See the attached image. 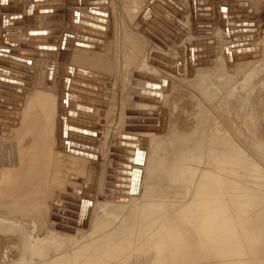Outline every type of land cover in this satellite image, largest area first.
I'll use <instances>...</instances> for the list:
<instances>
[{
    "label": "bare ground",
    "instance_id": "bare-ground-1",
    "mask_svg": "<svg viewBox=\"0 0 264 264\" xmlns=\"http://www.w3.org/2000/svg\"><path fill=\"white\" fill-rule=\"evenodd\" d=\"M205 1L208 2L207 5L201 4ZM220 1L223 6L226 2L228 5L225 7H229L230 0ZM7 2L10 3L9 6L3 4ZM120 2H122L124 9H118L116 13L106 15L108 13H90L89 10L82 11V9L80 11L71 7L69 0H23L22 8L21 5H18L17 0H0L4 13L15 14L17 12L19 14L20 10L21 12L24 11L26 24L29 26L26 32L15 35L14 32L11 33L10 31L8 32L13 35L9 33L5 35V31L0 32V90L3 89L0 91V119L5 120L6 118L2 116L6 114L14 116L13 119H8V121H12V124L2 123L3 126L0 127V215L6 214L19 220L21 217H28L33 220L35 231L44 230L45 233H47L45 229H52L48 224V219L54 215L59 220V225L56 227L57 231H53L55 238H57L56 235L60 236L65 233L66 237H69L66 238L67 241H79L80 237L82 238L78 247H74L76 251L72 255L68 248L60 245L57 256L51 258L48 250L52 248L50 242L53 240L49 239L53 238L45 236L43 239H31L26 236V232L20 224L6 226L4 223H0V233L10 232L19 234L21 238H24L26 252L32 251L36 246L34 240L38 242L39 253L43 254L41 264H63L60 257L67 250L71 255L72 264H161L160 262L166 264L167 261L168 264L169 262L171 264H187L184 255H188L190 246L189 244L185 245L187 238L178 235L181 231L178 228V220L181 221L184 217L181 215L184 208L179 202V196L182 190L189 191L196 185L195 130L190 137H186L187 130H179V119L177 118L179 116L177 115L174 120H169V113L167 112L168 92L171 89V81H189L188 78L192 75L195 76L202 71L212 70L211 66L208 68L205 66L196 67V63L200 59L197 60L196 57H200V54L203 55L199 49L204 48L197 44L205 45L203 44L205 41L196 43L192 31L199 25L200 29H210L203 27L206 25L219 27L222 20L223 25L225 24V27L228 28L227 21L229 19H241H238L239 16L233 15H230L229 19L223 15V17L219 15V19L216 18L213 0H171V2L167 0L166 2L174 12L163 5L160 0H157L156 3L155 0H151L150 4L145 0H121ZM205 6L211 9L209 12H205L209 16L203 15L202 9ZM232 6L235 7L234 4ZM80 13L92 18H102L105 23L90 19L82 20L83 22L94 23V25L97 24L95 26H100L104 31L79 24L77 16ZM1 14L0 21L3 23L4 18ZM101 14L105 17H102ZM154 15L158 18L154 19L157 24L160 25L161 21H165L173 28L174 31L168 30L169 34H172L171 37L161 32L158 33L163 38L157 37L147 29V26L150 25L149 19ZM16 16L18 17V15ZM57 20L59 21L54 22ZM62 22L64 23L63 26ZM238 23L241 22H229L228 25L236 24L232 27H241L237 25ZM48 24L57 27L46 28L47 30L45 28L44 30L40 29L43 25ZM60 27L68 37H72L70 44L77 41L75 37L80 35L79 38L82 40L84 35H87L79 31L82 29H86V31L90 29L92 33L103 35V38L96 36L92 39L87 38V36L92 37L91 35L84 37L100 49H86V47L77 46L79 52L82 53V58H77L76 64L78 65L61 62L62 49L58 45L62 42L60 44L56 42L60 37ZM16 28L21 27L19 25ZM204 33L207 35L208 32L204 31ZM205 35L204 37L208 38L210 36ZM67 36L64 38L65 41H67ZM94 38L99 40L96 41ZM224 39V36L220 35L218 41H224ZM162 41L166 42L164 46L161 45ZM125 44L132 46L138 61H140L141 55L147 56L139 63L135 59H126V62H123ZM208 47L212 49L209 54L214 55L215 51L222 54L223 46H217L214 43ZM193 48L198 51H194ZM69 54H71L70 50ZM129 56L127 57L129 58ZM159 57H163L171 63L160 61ZM125 58L126 56H124ZM122 62L124 63V70H122ZM170 67L172 72L166 70ZM37 71L38 83L31 86V77ZM96 74L107 76L108 79L99 80L90 76H97ZM140 74L163 78V82L158 83L140 78ZM25 78L28 80L25 81ZM78 80L84 82L86 86L98 87L102 91L98 92L87 87L73 85V81ZM91 81L99 82L101 85L97 86ZM54 82H56V87ZM22 83L26 86L22 87ZM8 87L12 89L9 90ZM73 87L84 89L86 93L91 95H93L92 92L96 93L102 99L72 92L70 88ZM111 89L114 93L113 102L109 101ZM191 89L193 90L192 87ZM5 90L12 96L15 95L20 98L17 99L18 102L7 101L6 98L9 100L12 98L9 93L6 94L8 97H5L3 93ZM152 91L162 94L159 106H149L140 101L141 98H149L148 94ZM130 96H132V101L127 106L128 100L126 101V99ZM183 96L184 93L180 90L177 92L176 100L178 101ZM135 97L138 98V101H135ZM74 98L90 102L92 105H86V103ZM182 100V104L185 108L187 107V110L190 108L195 110V101L189 103V98ZM5 102H9L10 105H6ZM78 105H83L82 108L88 109L89 112L84 111ZM134 110L162 112L161 123L158 124L159 130L157 132L132 133L133 119L138 118L132 115ZM52 113L53 116H51ZM103 115L111 119L109 121L112 131L109 135L110 141L108 138L107 144L103 142V137H105L103 136L105 127L102 122ZM78 116H84L90 120ZM39 117L45 119L44 123L50 120L48 127H45V124V128H41L43 125L38 126V123L44 121ZM93 120L96 121L93 123ZM89 123L94 125L84 126V124L90 125ZM115 127L122 130L118 132L116 129L114 131ZM16 133L17 136L15 137ZM202 133L207 132L203 131ZM123 135H137L142 139L143 158L140 166L136 168L134 163L126 164L128 166L126 168L114 167V163L121 162L116 161L115 156L117 155L116 149L119 147L118 143L123 141L119 136L122 137ZM6 136H8L7 142L2 143ZM11 137L16 138V140L12 141ZM80 139L94 142L95 145L80 142ZM104 141L106 140L104 139ZM72 144L97 149L98 153L85 149L82 151L80 148L72 147ZM52 146L69 163H95L96 166L103 161L106 164L95 175L92 174L94 177L88 180V183L82 182L81 179L86 178L89 170L93 169L92 164L93 167L86 165L77 169L76 166H69V163L65 164L66 161H63L64 166L55 164L56 167H60L59 171L57 168L50 170L53 166L48 167L46 171L43 167L53 151ZM91 156H97L98 160L90 158ZM211 162L212 160H207L203 164L205 171L210 170L208 167L211 166ZM40 163L43 166H40L43 169H39L41 171L37 170ZM209 163L211 164L208 166ZM113 169L120 170L121 174L110 173L109 171ZM123 171H126L127 175L122 174ZM31 173L35 174L31 175ZM114 177L128 181H113L112 178ZM217 177V184H224L227 178L224 171L218 172ZM112 184L128 186L123 190L127 194L111 193L121 191V188L111 187ZM206 185L207 179L198 185L200 192L195 194L200 209V218L197 222V229L195 232H193L194 228L192 230V234L195 233L196 246L192 263L204 264L197 257L201 249L207 252L206 261L211 264H264L258 246L262 242V250H264V221L258 219L259 225L253 218L261 211L264 204V201H261L264 198H259L261 192L257 195L254 186L241 187L240 193L238 195L236 193L230 203L226 204L225 198L230 194L214 193L213 191L211 194ZM262 188L264 187L262 186ZM75 191L78 193H73ZM20 192H30L35 198L32 203L26 201L20 203L30 204L25 214L18 211L17 206L20 204L9 208L4 202L5 198L8 200L10 195L11 197L12 195L20 197V195L26 194H20ZM191 194V192L186 193L190 200ZM27 195H25L26 198L31 196ZM68 197H75L81 202L73 203L66 199ZM13 199H16L14 201H22L24 198ZM43 200L53 203V206ZM111 201L120 202L123 208L121 210L109 208L105 211L103 207L105 208L107 203ZM233 201L236 203L232 204ZM57 203L60 204L59 207L56 206ZM71 205L79 206L80 210L70 209ZM244 211L247 212L248 216L244 215ZM69 214L71 216L76 214L78 218L73 219ZM68 219L76 220L77 225L65 223ZM56 222L58 223V221ZM59 228L62 231H59ZM161 248L164 249L162 258L154 255L157 249L161 250ZM133 250L138 258L131 255Z\"/></svg>",
    "mask_w": 264,
    "mask_h": 264
},
{
    "label": "rangeland",
    "instance_id": "rangeland-1",
    "mask_svg": "<svg viewBox=\"0 0 264 264\" xmlns=\"http://www.w3.org/2000/svg\"><path fill=\"white\" fill-rule=\"evenodd\" d=\"M87 1H93L96 3L93 6H89V7L87 5L80 4L81 2H84L86 4ZM120 1L121 0H69V3L71 7L73 8L75 7L78 10L80 9H82V11L89 10L88 12L90 13L99 12V13H105V14L108 13L106 15H109V14L112 15L113 13H116L118 9H121V10L124 9L122 2ZM150 1L151 0H145V2H147L148 4H150L149 3ZM156 1L157 0H155V3ZM237 1H240V2L237 3ZM20 2L21 3L19 4V0H17L18 5H21V8H22L23 0H21ZM239 3H242L243 5H246V4L247 5L244 7H241L238 5V8L237 6L235 7L232 6L233 4L235 5ZM3 4H5V6H9L10 3L7 2ZM224 4L225 5L223 6L220 0H213V8H214L216 18L219 19V15L226 16L227 19H229L230 15L242 17V15H246V13H243V14L237 13L235 12V10L239 8H244L245 10L249 12L247 13V15L252 17V19L250 20L229 19L227 21L228 28L225 27V24L223 25V20L220 21L219 27L217 26V27H211L210 29H200L199 28L200 25H199L198 28H195L192 31V33L194 34V37H195L194 40L196 43H199L201 41H209V40L213 41V44L216 43L217 46H223L222 54L215 51V54L213 53L214 55H212L213 57H211L210 59H199V60L197 59L198 61L196 63V67L201 68L205 66L208 68L211 66L212 70H208L207 72L202 71L203 73L199 72L200 73V74L198 73L199 75H195V76L192 75L191 77L188 78L189 81H171V86H170L171 89L169 90L170 93L168 92L169 102L167 106V112L169 113L168 114L169 120H174L178 115L179 116L177 117L179 119L178 127L180 126L179 130L181 129L180 131H185L186 129L187 130L185 134L186 137L188 136L190 137L195 130L194 155L197 160V171H196V181H195L196 185L189 191L182 190L179 196V202L181 203L182 208H184L183 213L181 215H183L184 217L181 219V221L178 220L179 222L178 228L181 230V231L179 230L180 232L178 235H180L181 237L187 238L185 245L189 244L190 246L188 249V255H184V258L187 264H190V263L193 264L192 260L194 257L196 246H195V240H194L195 233L192 234V230L194 228L193 232H195V229H197L198 219L200 218V209L198 208V204H197L198 202L196 200L195 194H198V192H200V187L198 185H200L203 181H205V179H207L206 186L210 189L211 194H212V191L214 193L222 192V193L230 194L229 196L225 198L226 204H228V202L230 203L231 199L236 196V193L237 195L240 193L239 189H241V187H246V186H254L256 188L255 190L256 194L261 192V194L259 193V198H264V188H262V186L264 187V0H243V1L242 0H230V3H229L230 8L225 7L226 5H228L226 2H224ZM3 9L4 8L1 6L0 14L2 13ZM3 13L1 15L3 16L4 21L3 23L0 21V28H1L0 32L5 31L4 33L5 35L6 34L8 35V33L10 34V32L11 33L14 32L13 34L15 35L21 32L24 33V31L26 32L28 30L29 26L26 24V20H25L26 15L24 14V11L21 12L20 10L19 14H17V12L15 14L11 13L15 16V18L14 16L12 17V15L7 12L4 13V15ZM16 15H18V17ZM7 16L9 19L7 18ZM113 16H116V15H113ZM198 19L200 20V18ZM17 20L19 21L21 20V22L18 21L17 23ZM58 21L59 20L54 21V22H58ZM63 22H62V26L64 24ZM229 22H235V23L237 22L252 23L253 22L255 23V27H254L255 32L253 33L254 41H251V42L234 41V38L246 37L250 33H243V34L228 33V32L236 31L242 28V27H232L228 25ZM211 23L214 24V22H211ZM13 25L14 26L16 25L17 27H19L20 25L21 28L18 29L15 26L16 28L15 29ZM56 27L57 26L55 27L51 25L49 26L48 24V25H43L40 29L41 30H44V28L53 29ZM60 29H61L59 30L60 31V34H59L60 41L56 40V42L57 44L58 43L60 44L62 42L60 45H58L60 46V49H62L61 57L62 56L63 57L61 58V62L63 63L67 62L66 64H69V65L71 64V65L76 66L78 65L76 64L78 59L82 58V53L79 52L77 48L78 46L77 43L79 44L84 43V44H88L89 46H94V45L92 42H89V41L86 42L84 39L81 40V38H79L80 37L79 34H78L79 37H75V40H77L75 41L76 43L74 42V44L73 43L70 44L72 37H68L66 33H64L61 27ZM11 30H14V31H11ZM204 31L208 33L209 32L212 33L210 34V36L212 35L213 37H210L209 35H205ZM225 32L227 33V37H224L225 38L224 41H218L219 36L220 35L224 36ZM13 34H10V35H13ZM203 34L205 36H209V38L204 37ZM10 35L9 37H11ZM66 36H67V41H65L64 39L66 38ZM86 36L87 35H84V37ZM196 37H199V38H196ZM87 38H90V36L89 37L87 36ZM165 43L163 41L161 42L163 46L165 45ZM197 45L202 46V47L208 46V45H200V44H197ZM241 46L249 47V48L259 47L260 51L242 53L243 55H246V56L252 55L253 58H246L245 60H242V61H233L232 59L234 56H239L238 53H233V51L237 50ZM78 47H81V46H78ZM153 47L155 48V46ZM229 47H230V51L229 49L228 51H225ZM86 49H90V48L86 47ZM69 50L71 54H69ZM124 56H126L125 59H124ZM124 56H123V62H126L125 61L126 59L128 60L135 59L136 62L138 61L133 51L132 46H130L129 44L127 45L125 44ZM127 56H129V58ZM146 56L145 54L141 55L139 59L140 61H138V63L141 62ZM73 59H76V60H73ZM229 60L232 62V64H228ZM198 63L199 64L207 63V65L198 66L197 65ZM122 68H123L122 70H124L125 68L124 63H123ZM55 71H56V67H55ZM34 74L36 75V77ZM34 74L31 77V81H30L32 82L31 86L36 85L39 80V77L37 76L38 71L37 73L35 72ZM133 74H135V71H133ZM99 76L102 78H105L106 80L108 79L107 76H104V75H99ZM35 78H38V79L35 81H32ZM27 80L28 78H25V81ZM33 82L34 83L36 82V83L34 84ZM54 83H55L54 86L56 87V82ZM21 86L23 87L26 85L22 83ZM191 87L193 88V90L191 89ZM8 89L10 90L12 88L8 87ZM2 90L3 89H1L0 91ZM180 90L183 91L184 96L178 99L177 101L176 100L177 92H179ZM6 91L7 90H5L3 93L5 97H8V95L6 94H8L9 92H6ZM18 91L21 92L20 89H18ZM9 96L12 98L10 99L13 101L9 100L8 98H6V100L10 102L17 103L18 102L17 99H20L16 97L15 95L12 96L10 93H9ZM113 97H114V93H113V90L111 89L110 94H109V101H112ZM183 98H189V103L191 101H195V104H194L195 110L190 108L191 110L188 109L189 110L188 111L187 107L185 108V106L182 104ZM126 101H127V106H128V104H130L132 101V96L127 98ZM5 103L6 105L9 104V102L8 103L5 102ZM179 103H181V105H178ZM183 107L185 108V110ZM108 109L110 110V107H108ZM51 116H53V113ZM39 118L43 119L44 121L38 123L39 125L38 124L37 125L38 126L43 125V127L41 128H45L46 126L48 127V122H50V120H48L47 123H44L45 119L43 117L42 118L39 117ZM0 120H4V119H0ZM109 120L111 121V119L106 118L105 115H103L102 122H103V126H105L104 127L105 135L103 134V136H105L103 137L104 143L108 141L109 135L112 131L111 129L112 127L110 126ZM95 121L96 120H93V123ZM93 123H89V124L94 125ZM44 124H45V127H44ZM167 124H168V121H167ZM2 126L3 125L1 123L0 127ZM205 126L206 128H204ZM118 128L119 127H115L114 131H116V129L118 132L122 130ZM203 131H206L208 134L202 133ZM7 134H10V133L7 132ZM16 136H17V133L15 137ZM7 137L8 136H6L5 139L2 140V143L7 142L6 141L8 140ZM11 139L12 141H14V139L16 140V138L14 137L13 138L11 137ZM104 139L106 141H104ZM109 141H110V138H109ZM53 148L54 146H52L53 151L49 155V160L46 163H44V167L40 163L37 170L43 167V169L47 171L48 167L50 168V166H53V168H51L50 170L57 168V170L59 171L60 167L58 168L56 167V165L64 166L65 164L69 163L67 162V160L64 159V157L61 156L62 154H60L59 152L57 153V151H55V149ZM207 160H212L211 162L212 164L211 163L208 164V166L211 164V166L208 167L210 169L209 171H205V168L203 165L206 163ZM61 161L62 162L66 161V162L65 164L64 162L60 164L59 162ZM57 163L60 165H58ZM91 164L85 163V162H77V163L70 162L69 166L73 165V166H76L77 169H79V168L85 167L86 165L89 166ZM94 164L95 163L92 164L94 167L91 165L93 169L89 170V174L91 177L88 174L86 178L84 177L83 179H81L82 182L85 181L86 183H88V180L93 179L94 177L93 175H95L96 172H99L105 166L106 163H103L102 161L100 164L98 163L99 165L95 166ZM134 164L136 165V166L134 165L135 168L140 166V163H134ZM220 171H224L227 177L224 184L216 183L217 178H218L217 177L218 172ZM32 174H35V173H31V175ZM260 186H261V190H260ZM216 187H218V189H216ZM30 192H20V194L26 193L25 195H27ZM190 192L192 193L191 200L186 195V193H190ZM20 194H16V195H20ZM25 195L23 197L20 195L21 198H24L22 199V201L19 200L20 199L19 196L14 197L15 195L14 196L12 195L13 198H17V200H19V201H14L16 199H13L10 195L8 197V200H6L5 198L4 202H6L9 208H12L20 204L23 201H26L29 203H32L35 201V198L33 197V195H31V193L27 195V196L31 195L29 196V198L28 197L26 198ZM43 201H46L47 204H49L50 206H53V203L49 202L48 200H43ZM261 201L263 202L264 199H262ZM235 203L236 201L232 202V204H235ZM28 204L25 203V205L24 204L18 205L17 206L18 211H20L21 214L27 213L28 206L30 207V204L29 205ZM56 206L59 207L60 204L57 203ZM263 206L264 204L261 207V211H259V213L256 215L254 214L255 216L253 217L258 222L259 225H260V222L258 221V219H261L264 221V207ZM109 208L113 210H115V208H118L119 210H121L123 208V205L120 202L111 201L107 203L105 208L103 207L105 211ZM244 212H245L244 215L248 216V214H246L247 212L246 211ZM56 221H58V223ZM0 223H4L6 226L20 224V226L23 227V229L25 230L26 236H29V238L31 239L32 238L43 239L45 236H49L50 238H53V239H49V240H53L52 242H50V246H52V248H49L48 250L51 258L52 257L55 258L57 256L58 246L60 245H62V247L68 248L70 250V254L72 255L76 251V248L74 247H78V243H80V240H82V238L80 237L79 241L78 240L77 241H67L66 238L68 239L69 237L68 236L66 237V233L60 236L56 235L57 238H55L54 236L55 232L53 233V231L55 230L57 231L56 227H58L59 225V220H58V217L54 215L48 219V224L50 225V227H52V229L51 230L45 229L47 233H45L44 230L35 231L34 222L28 217H21V219L19 220L13 216L2 214L0 215ZM189 229L191 230L189 231ZM59 231H62V230L59 228ZM63 232L65 231L63 230ZM23 240L24 238H21L19 234H14L10 232L0 233V264H38V263L41 264L42 263L41 260H42L43 254L39 253V250H40L38 247L39 243L33 239L36 246L33 248L32 251L26 252L25 247H24L25 243ZM258 246H259V249L261 250L260 251L261 257L262 259H264V250H262V242H260ZM60 249L62 250V248ZM163 251H164L163 248H161V250L157 249V252L154 255L157 257L161 256L162 258L163 253H164ZM70 254L67 250V252L64 255H62V257H60V260L61 262H63V264H72V259H71ZM58 255H60L59 252H58ZM131 255L134 256L135 258H138L136 257L134 250L131 252ZM207 256H208L207 252L205 250L200 249L197 257L201 259L200 262H203L204 264H211L210 262L207 263L206 261ZM160 263L163 264L162 262ZM166 264H168V261ZM169 264H171V262H169Z\"/></svg>",
    "mask_w": 264,
    "mask_h": 264
},
{
    "label": "water",
    "instance_id": "water-1",
    "mask_svg": "<svg viewBox=\"0 0 264 264\" xmlns=\"http://www.w3.org/2000/svg\"><path fill=\"white\" fill-rule=\"evenodd\" d=\"M161 3L163 5H165L168 9L172 10V8L169 7L168 3L166 2L167 0H160ZM171 2V0H169ZM85 2V1H84ZM84 2H81L80 4L82 5H87L88 7L89 6H93L96 2H93V1H87L86 4ZM201 4L203 5H207L208 2H202ZM246 4V3H245ZM55 5H58V4H55ZM247 5V4H246ZM246 5H243L242 3H239V6L243 7V6H246ZM235 6H238V4H235ZM203 15L205 16H209L208 13H205V12H209L211 9L210 7H203ZM173 11V10H172ZM174 12V11H173ZM235 12L237 13H246V15H242V17H238V19H252V17L248 16L247 13H249L247 10H245L244 8H239V9H236ZM102 17H105V15L101 14ZM84 19H90V20H94V21H98L99 23H105V21L102 20V18L98 19V18H92V17H89V16H85L83 14H79V16H77V20H78V23L81 24V25H84V26H87V27H91V28H95V29H99V30H102L104 31L103 28H101L100 26L97 27L94 25V23H91V22H86L83 20ZM154 19H158L157 16L154 15V17L150 18L149 19V23L150 25L147 26V29L150 30L151 33H153L155 36L157 37H161L163 38V36L161 34H159L158 32H161L163 33L164 35H170L169 37L172 36V34H169L168 30H173V28H171L168 24H166L165 22L161 21V24H157L156 21H154ZM93 24V25H92ZM232 26H235L236 24H231ZM238 26H241L242 28L236 30V31H231V32H228L230 34H243V33H250L248 36L246 37H237V38H234V41H246V42H251V41H254V35L253 33L255 32V23H238L237 24ZM205 28H211L210 26L206 25V26H203ZM167 28V29H166ZM81 31L82 33L84 34H87V35H91L92 37H90V39H92L94 36L96 37H104L103 35H100V34H95V33H92L90 32V29H82V30H79ZM211 33H207V35H210ZM224 37H227V33L225 32L224 34ZM86 41H88L87 38H82ZM96 41H98L99 39L98 38H94ZM203 44L205 45H209V44H213V41H205L203 42ZM78 46H83V47H87V48H91V49H95V45L94 46H89L88 44H84V43H77ZM162 45V44H161ZM242 45V44H240ZM96 49H100L99 47H97ZM194 51H198L196 50L195 48H193ZM230 51V47L227 48V51ZM212 49L210 47H204L202 49H199V51H202L203 52V55H200V57H196V59L200 58V59H210L211 57H213L211 54H209V51H211ZM257 52V51H260V48L259 47H253V48H249V47H243L241 46L240 48H238L237 50L233 51V53H238L239 56H234L233 57V61H242V60H245L246 58H253L252 55H243L242 53H246V52ZM206 52V53H205ZM159 60L160 61H164L166 63H171L170 61H168L167 59H164L163 57H159ZM206 61V60H205ZM228 64H232V62L229 60L228 61ZM198 66H204V65H207V63H198L197 64ZM166 70L172 72V69L171 67L169 69L166 68ZM83 73V72H82ZM94 78H98L99 80H106L105 78H102L100 77L99 75L95 76V75H90ZM140 78H144V79H148V80H151V81H154V82H158V83H162L163 82V78H158V77H152V76H149V75H144V74H140L139 75ZM82 80H85V79H82ZM87 80V79H86ZM87 81H90L89 79ZM91 83L99 86L101 85L99 82H96V81H91ZM73 85H77V86H81V87H87L89 89H92L94 91H102L100 88H95L94 86H86L84 82H81V81H73ZM70 91L72 92H75V93H78V94H81V95H87V96H90V97H93V98H96V99H102L101 96H97L96 93H93V95H91L90 93H86L85 90L83 89H78V88H70ZM148 96H150L149 98H141L140 101L146 103L147 105H151V106H159L161 104V96L162 94L160 92H157V91H152L148 94ZM76 99V98H74ZM82 103H86V105H92L90 102H85L83 100H80V99H76ZM135 101H138V98L135 97ZM81 109H83L84 111H88V109H84L82 107H84L83 105H78ZM132 115L135 116V117H138L137 119H133V124L134 126L131 128V132L134 133V134H139V133H144V132H157L159 130V126L158 124L161 123V116H162V112L160 111H148V110H139V111H132ZM4 118H6L5 120H0V123H8V124H12V121H8V119H13L14 116L13 115H4L2 116ZM80 117V116H78ZM82 119H86V120H90L89 118L87 117H80ZM164 122V121H163ZM81 125V124H80ZM84 126L86 127H90L91 125H86L84 124ZM78 132V131H77ZM81 133H84V134H87V135H92L91 133H87V132H83V131H80ZM119 138L123 139V141L119 142L118 143V148L116 149V153L117 155L115 156V160L116 161H121L120 163H114V167H120V168H123V167H128L126 164H130V163H140L141 164V159H142V154H143V143H142V139L135 135V136H125L123 135L122 137L119 136ZM76 140V139H75ZM80 142H83V143H88V144H91V145H95L94 142H91V141H86V140H79ZM72 147H77V148H80L82 151L85 150H88V151H91V152H96L98 153V150L97 149H89V147H84L83 145H79V144H72L71 145ZM81 151V152H82ZM73 152V151H72ZM76 153V152H75ZM78 154V153H76ZM82 156H84L83 154H80ZM93 155V154H92ZM90 158L92 159H95V160H98V157L95 156H91ZM141 161V162H140ZM110 173H120V170L117 171L116 169H113V170H110L109 171ZM132 173V172H131ZM130 173V175H131ZM122 174L124 175H127L126 171H123ZM129 174V173H128ZM113 181H128V180H124V179H120V178H112ZM111 187H115V188H121V191L119 192H111L113 194H127L126 191H123L125 190L124 188H128V186H125V185H120V184H112ZM73 193H78V192H73ZM67 200L69 201H72L73 203H80V199H76L75 197H72V198H66ZM120 201H123V200H120ZM70 209L72 210H75V211H78L80 210V207L79 206H70L69 207ZM70 217H72L73 219H77L78 217H76V214L74 216H71V214H69ZM65 223L69 224V225H73V226H76L77 225V221L75 220H70L68 219L67 221H65ZM71 233H73V231H71Z\"/></svg>",
    "mask_w": 264,
    "mask_h": 264
}]
</instances>
